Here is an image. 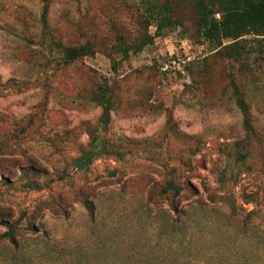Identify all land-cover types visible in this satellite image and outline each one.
Here are the masks:
<instances>
[{
    "label": "rangeland",
    "instance_id": "rangeland-1",
    "mask_svg": "<svg viewBox=\"0 0 264 264\" xmlns=\"http://www.w3.org/2000/svg\"><path fill=\"white\" fill-rule=\"evenodd\" d=\"M134 2L49 0L48 36L41 0H0V264H264V61L217 60L185 4L186 33L115 56V69L104 48L63 65L48 46L97 34L109 47L112 27L136 32ZM101 77L117 99L102 134L124 155L78 171L88 129L100 130L89 92ZM232 83L259 140L243 164ZM169 167L188 186L178 212L156 203ZM3 221H17L13 240Z\"/></svg>",
    "mask_w": 264,
    "mask_h": 264
},
{
    "label": "trees",
    "instance_id": "trees-1",
    "mask_svg": "<svg viewBox=\"0 0 264 264\" xmlns=\"http://www.w3.org/2000/svg\"><path fill=\"white\" fill-rule=\"evenodd\" d=\"M40 22L44 30L48 29L47 13L49 0H41ZM187 5L190 12L189 21L193 36L198 42L206 43L217 60L239 62L240 68L246 66V60L260 65L264 61V0H136L130 7L133 9L132 19L137 26L134 34L128 35L125 30L113 29L114 42L106 46L101 42L104 35L84 34L83 41L76 44L64 45L51 37L48 42L50 48H56L60 62L63 65L73 63L82 57L93 56L96 51L106 50L112 59V67L118 65L115 56L124 60L132 53L140 52L145 46L153 44L154 38L161 36L165 31L179 28L181 33L188 31L181 5ZM114 25V23H113ZM153 27V32H150ZM48 34V30L46 31ZM107 48V49H105ZM235 103L242 115V139L236 141L235 159L241 164L249 156V146L253 140H258L251 123L248 105L239 91L238 86L232 83ZM90 99L100 107L98 125L88 129V140L79 148V153L72 159V166L78 171H87L92 163L104 157L122 158L124 152L118 144L112 143L103 136L102 131L107 129L111 111L115 108L116 95L113 84L107 79L99 78L95 87L89 92ZM22 134L24 130H17ZM166 177L156 190V203L166 202L173 212H178L180 200L188 186L178 177L175 167L166 168ZM153 202L155 197L148 196ZM83 204L90 214L93 213L92 204L86 199ZM19 223V222H18ZM6 231L3 233L9 240H13L18 228L17 221L9 223L3 221ZM31 224V223H29ZM32 229L31 225H28Z\"/></svg>",
    "mask_w": 264,
    "mask_h": 264
}]
</instances>
